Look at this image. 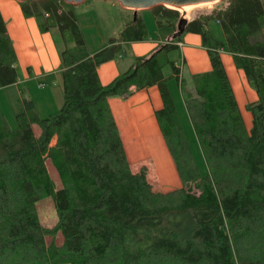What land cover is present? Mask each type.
I'll list each match as a JSON object with an SVG mask.
<instances>
[{"label":"trees","instance_id":"1","mask_svg":"<svg viewBox=\"0 0 264 264\" xmlns=\"http://www.w3.org/2000/svg\"><path fill=\"white\" fill-rule=\"evenodd\" d=\"M227 1L225 10L200 16L185 30L202 38L210 72L188 82L171 59L182 39L171 38L106 86L98 68L121 57L123 45L148 37L139 14L118 41L91 54L76 14L64 9L63 0L19 3L41 32L60 31L63 106L41 119L22 88L17 128L0 114V264H264V2ZM149 11L157 29L176 32L178 11ZM211 21L221 27L224 43L212 37ZM223 49L258 96L246 106L253 118L249 132ZM16 64L0 12V89L18 83ZM169 81L181 91L206 166L203 175ZM152 87L160 92L163 107L155 117L182 183L167 193H154L145 171L131 169L109 106V99ZM46 199L57 216L52 228L42 226L37 211Z\"/></svg>","mask_w":264,"mask_h":264},{"label":"crops","instance_id":"2","mask_svg":"<svg viewBox=\"0 0 264 264\" xmlns=\"http://www.w3.org/2000/svg\"><path fill=\"white\" fill-rule=\"evenodd\" d=\"M5 1L11 6L17 4L14 0ZM125 10L134 17V12ZM0 12L17 55L16 69L19 77L16 85L0 89V95L2 94L3 97L0 101V114L7 122L10 121L11 116L16 120V116L23 111L21 91L23 88L28 90L27 96L33 101L39 117L41 119L48 118L57 113L63 106V81L58 39L51 31L42 33L39 29L38 21L23 16L21 9L20 11L15 10L13 14L10 12V16L5 15L3 10ZM141 12L139 11L137 14L140 15ZM11 18L13 20H10ZM146 27L148 31L146 40L125 44V56L121 55V57L98 68L99 80L103 86L110 84L119 75L128 71L135 60L150 57L161 45L167 43L174 34L172 29H157L153 21L151 25L149 23L148 25L146 24ZM184 39L186 42L183 41ZM85 41L89 53H96L89 46L86 38ZM178 47L179 50L176 53L180 58H174L172 55L171 59L177 61L183 77L185 64L192 75L211 71V65L202 47L201 37L185 33L181 42L178 43ZM26 53H29L26 56V63L23 64V68L18 67L19 58ZM220 53L245 127H251L253 118L245 109L248 104L258 100L257 93L250 86L244 72L235 67L230 54L224 49ZM165 75L169 76L170 71L168 73L165 72ZM167 86L180 121L184 120L190 125L191 121L178 85L175 81H169ZM109 106L119 129L131 169L143 166L145 171H148L149 177L161 182V189H164L162 191L165 193L181 188L180 177L171 155L169 156L170 153L168 154L169 150L155 117V112L163 107L159 89L152 87L137 91L127 99H109ZM16 128L17 125L15 128L14 126L11 127L13 130ZM153 146L157 151L161 149L162 153L159 151L158 155L159 162H161L163 167V176L159 174L158 170L154 171L152 164L154 156L150 154L151 151L149 150Z\"/></svg>","mask_w":264,"mask_h":264},{"label":"rangeland","instance_id":"3","mask_svg":"<svg viewBox=\"0 0 264 264\" xmlns=\"http://www.w3.org/2000/svg\"><path fill=\"white\" fill-rule=\"evenodd\" d=\"M16 1L17 4H14V6L9 5L5 0H0V8L3 10V13L7 16H10L13 14V12L16 10L20 11V4ZM264 2V0H263ZM64 9L67 11H73L76 16L79 25L81 26V31L86 38L87 42L89 43V46H91L92 50H95L94 52H99L106 48V46H109L111 40L118 41L120 39V35L125 27V25L130 22L133 17L131 16V13L126 12L124 8L121 7L118 0H87L83 4L80 5H68L63 3ZM229 6V2L227 0H223L217 3H211V4H205L202 6H196L191 7L189 9H176V11L179 12L181 18L187 19L188 22L202 16V15H209L214 11H223ZM0 10V11H1ZM174 10V9H173ZM130 12H134L135 15H137V12L130 10ZM140 16L146 22V24L151 25L153 21L152 13L150 11H142L140 13ZM29 18V17H26ZM32 18V17H31ZM37 20L36 18H33ZM10 20H13L12 18ZM151 21V23H150ZM208 30L210 31L212 37L220 42L224 43V35L222 32L221 27L218 23L215 21H211L208 23ZM40 29V28H39ZM41 31V30H40ZM52 33H54L58 39V47H59V56L61 57V51L63 49V42L61 38L60 31L58 29H52L50 30ZM43 33V32H42ZM197 35V34H195ZM199 36V35H197ZM200 37V36H199ZM152 38V37H151ZM182 39V37H181ZM202 39V38H201ZM186 42V40H183ZM108 45H107V44ZM106 44V45H105ZM72 46V45H71ZM124 46V45H123ZM202 47L207 55V58L210 63L209 54L208 51L204 48L203 41H202ZM125 48H123L122 56H125ZM29 53H26L25 55H22L19 58L18 61V67L23 68V64L26 63V56ZM228 55V54H226ZM231 56V55H230ZM174 58H180V56L175 53L173 54ZM232 58V57H231ZM211 65V64H210ZM17 66V64H16ZM165 72H169V68H165ZM184 78L189 82L191 77L193 76L191 72H189L188 66L184 65V71H183ZM26 93H28V90H26ZM2 94L0 95V101H1ZM254 103V102H253ZM247 112V110L245 109ZM250 116L251 114L247 112ZM252 117V116H251ZM12 119V120H11ZM10 120V121H9ZM8 123L10 124V128L14 126V128L17 125L16 120L11 116ZM16 122V124H15ZM181 127L183 129V132L185 134L187 143L189 145V148L191 150L192 156L195 160V163L197 165V168L201 175H203L206 171V166L199 148V145L197 143L196 136L194 134L192 125L188 124L184 120L180 121ZM190 123V122H189ZM252 128L246 127L247 131L249 132ZM56 139L53 140V145L56 143ZM140 148V147H139ZM159 148V146H158ZM151 151V155L154 156V161L152 162L154 171L158 170L159 174L163 176V167L161 165V162H159V155L158 152L154 146L149 149ZM166 151V150H165ZM168 151V150H167ZM169 154V151H168ZM170 156V154H169ZM161 160V157H160ZM49 173L53 180L57 181L56 173L54 172L52 166H48ZM140 170H144L145 168L137 167L133 168L134 172H139ZM148 183L154 193H162L164 189H161V182H158L157 179H152L148 176V171H145ZM180 181V180H179ZM160 187V188H159ZM165 193V192H163ZM167 193V192H166ZM37 211L39 215L40 222L43 227L45 228H52L57 223V216L54 209V205L51 199H46L44 201H41L37 204ZM60 239V238H58ZM47 243H50V239L47 240Z\"/></svg>","mask_w":264,"mask_h":264},{"label":"water","instance_id":"4","mask_svg":"<svg viewBox=\"0 0 264 264\" xmlns=\"http://www.w3.org/2000/svg\"><path fill=\"white\" fill-rule=\"evenodd\" d=\"M23 2L25 0H17ZM68 5H80L87 0H63ZM223 0H118L122 8L132 11H145L150 10L157 6H164L168 9L183 8L188 6H198L202 4L217 3ZM188 21L181 18L176 26V32L173 34L172 39L181 38L185 34Z\"/></svg>","mask_w":264,"mask_h":264},{"label":"bare ground","instance_id":"5","mask_svg":"<svg viewBox=\"0 0 264 264\" xmlns=\"http://www.w3.org/2000/svg\"><path fill=\"white\" fill-rule=\"evenodd\" d=\"M202 5H205V4H202ZM202 5H198V6H202ZM191 7H196V6H188V7H183V8H177V9H189V8H191ZM155 148V147H154ZM160 151V153H162L161 152V149L159 150ZM163 159V158H162Z\"/></svg>","mask_w":264,"mask_h":264}]
</instances>
